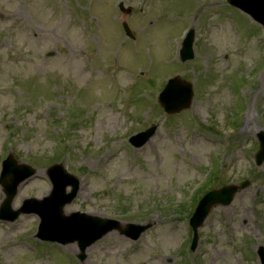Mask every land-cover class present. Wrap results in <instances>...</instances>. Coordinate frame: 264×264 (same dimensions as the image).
Here are the masks:
<instances>
[{
  "label": "rangeland",
  "instance_id": "374dc122",
  "mask_svg": "<svg viewBox=\"0 0 264 264\" xmlns=\"http://www.w3.org/2000/svg\"><path fill=\"white\" fill-rule=\"evenodd\" d=\"M114 1L0 0V155L6 146L7 154L36 170L19 188L14 211L26 199L49 195L47 170L62 163L81 183L66 215L153 227L135 243L108 234L79 262L77 244L63 248L35 239L33 215L0 220V264H160L154 256L161 254V264L259 263L264 163L255 167L252 159L264 132V29L226 0H149L140 14L137 0H128L134 13L121 21L129 22L136 40L127 41L118 35ZM192 21L195 58L179 66L173 56ZM87 25L91 34L84 33ZM136 67L145 72L133 80L127 73L135 76ZM167 69L194 84L191 109L175 116L156 102L161 89L154 82ZM150 126H158L154 138L127 150L125 134ZM222 153L215 188L249 185L230 206L212 210L193 258L178 251L188 238L184 217L193 201L181 205ZM4 198L0 185V205ZM26 241L37 245L38 255Z\"/></svg>",
  "mask_w": 264,
  "mask_h": 264
},
{
  "label": "water",
  "instance_id": "95a60500",
  "mask_svg": "<svg viewBox=\"0 0 264 264\" xmlns=\"http://www.w3.org/2000/svg\"><path fill=\"white\" fill-rule=\"evenodd\" d=\"M263 4V0H250L248 1L246 4L244 2H241L239 5L241 7H244L245 9H250L252 5L254 4ZM176 85H171L170 87V92H176V90H178V92L180 91L181 93L184 94L183 96V103H175L172 100L174 99V96L172 97V100L167 103L165 101V98L161 97V103L163 104V106L165 107V109L169 112V113H175V112H179L181 109L184 108H188L191 104V100H192V91H191V85L187 84L185 82H182L181 80H176L175 82H173ZM181 87L182 88L181 90ZM169 90V89H168ZM261 142H262V147H264V135H261ZM264 162V151L262 153H260L258 155V163L259 165H261ZM25 167V166H23ZM8 172V169L6 171V173ZM32 173H34L33 170H30V172H28L27 174H25V176H22V178L18 181V183L20 181H22L24 178H26L27 176L31 175ZM18 183L15 184V188L18 186ZM4 185L7 187V181H4ZM236 192V189L234 187H229V188H225L223 190H221L220 192H215L213 194L208 195L200 204V207L197 211V224L196 227L198 225H200L203 220L206 218V216L208 215V213L210 212L211 208L213 205L217 204V203H222L224 205H228L231 203L232 198L234 196ZM75 195L74 194L71 196L73 197ZM14 197V195H9L7 201L5 204L9 205L12 201V198ZM50 239H55L52 237H49Z\"/></svg>",
  "mask_w": 264,
  "mask_h": 264
}]
</instances>
